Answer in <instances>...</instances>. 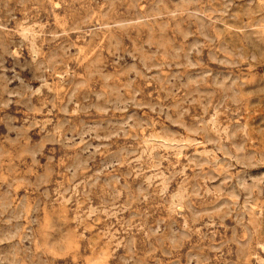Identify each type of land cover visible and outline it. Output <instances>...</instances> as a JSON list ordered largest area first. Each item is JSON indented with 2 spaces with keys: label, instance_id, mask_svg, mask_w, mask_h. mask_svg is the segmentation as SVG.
Returning a JSON list of instances; mask_svg holds the SVG:
<instances>
[{
  "label": "rangeland",
  "instance_id": "1",
  "mask_svg": "<svg viewBox=\"0 0 264 264\" xmlns=\"http://www.w3.org/2000/svg\"><path fill=\"white\" fill-rule=\"evenodd\" d=\"M0 264H264V0H0Z\"/></svg>",
  "mask_w": 264,
  "mask_h": 264
}]
</instances>
